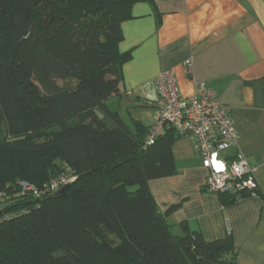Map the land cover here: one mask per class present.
Segmentation results:
<instances>
[{
    "label": "trees",
    "instance_id": "trees-1",
    "mask_svg": "<svg viewBox=\"0 0 264 264\" xmlns=\"http://www.w3.org/2000/svg\"><path fill=\"white\" fill-rule=\"evenodd\" d=\"M146 1L0 0V264H237L231 237L172 224L178 206L152 194L177 173L175 133L145 146L151 127L108 105L131 59L122 23ZM65 166L66 197L24 191Z\"/></svg>",
    "mask_w": 264,
    "mask_h": 264
},
{
    "label": "crops",
    "instance_id": "crops-1",
    "mask_svg": "<svg viewBox=\"0 0 264 264\" xmlns=\"http://www.w3.org/2000/svg\"><path fill=\"white\" fill-rule=\"evenodd\" d=\"M131 14L121 26L119 51L131 59L117 111L124 117L135 108L144 114L133 120L151 127L155 80L165 70H174L184 98L207 84L235 121L237 152L257 168L261 194L233 202L209 194L193 142L174 134L177 173L149 184L157 204L178 206L171 223H188L207 242L231 237L237 264H264V0H153L135 3Z\"/></svg>",
    "mask_w": 264,
    "mask_h": 264
},
{
    "label": "built area",
    "instance_id": "built-area-1",
    "mask_svg": "<svg viewBox=\"0 0 264 264\" xmlns=\"http://www.w3.org/2000/svg\"><path fill=\"white\" fill-rule=\"evenodd\" d=\"M186 65L191 69L192 61L188 60ZM155 85V122L145 146L153 145L167 130H172L178 137L193 142L207 171L205 190L209 194L259 197L257 168L249 163L247 156L237 152L239 135L235 121L215 92L200 83L193 97H182L172 69L160 73ZM64 168L58 178L41 189L22 183L24 191L35 198L57 194L75 179L70 168Z\"/></svg>",
    "mask_w": 264,
    "mask_h": 264
},
{
    "label": "rangeland",
    "instance_id": "rangeland-1",
    "mask_svg": "<svg viewBox=\"0 0 264 264\" xmlns=\"http://www.w3.org/2000/svg\"><path fill=\"white\" fill-rule=\"evenodd\" d=\"M60 84H62V83H60ZM123 100V98L122 99H117V100H114L113 102H109L108 103V105H109V107H110V109L111 110H113V111H117V110H119V104H120V102ZM143 112H139V111H137L135 108L134 109H130L129 110V112H128V114H125L124 115V119H126V120H131V119H136L137 117H138V114H141V116H143V114H142ZM149 115V113H145V118H146V116H147V119H149V117L150 116H148ZM75 122L73 121V122H71V124H74Z\"/></svg>",
    "mask_w": 264,
    "mask_h": 264
},
{
    "label": "water",
    "instance_id": "water-1",
    "mask_svg": "<svg viewBox=\"0 0 264 264\" xmlns=\"http://www.w3.org/2000/svg\"><path fill=\"white\" fill-rule=\"evenodd\" d=\"M69 189H70V185L65 186L57 194H55L52 198L53 199H59L62 197H66Z\"/></svg>",
    "mask_w": 264,
    "mask_h": 264
}]
</instances>
